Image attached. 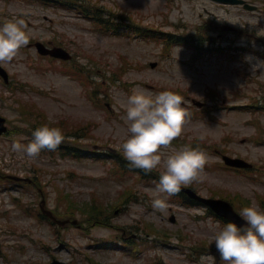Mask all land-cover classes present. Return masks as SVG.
I'll list each match as a JSON object with an SVG mask.
<instances>
[{"label": "rangeland", "instance_id": "rangeland-1", "mask_svg": "<svg viewBox=\"0 0 264 264\" xmlns=\"http://www.w3.org/2000/svg\"><path fill=\"white\" fill-rule=\"evenodd\" d=\"M86 1L106 5L117 14H125L126 19L129 16L132 21L138 19L142 25L152 28L153 33L162 30L167 35H184L204 22L218 29L224 24L233 25L238 29L239 44L233 54L237 59L227 63L223 61L226 56L216 54L212 63L208 62L210 57L194 60L188 48L175 46L167 50L166 38L159 33L160 39H146L129 31H123L120 36L105 35L78 11L44 5L39 0H0V23L6 18L23 17L30 30L28 44L19 49L12 62L3 63L19 90L14 92L0 78L1 114L18 125L17 102H28L40 107L52 121L66 119L80 135L83 147L102 145L106 149L94 155L83 151L85 157L62 156L58 151L28 158L12 150L13 140L25 141L18 139L14 132L11 137L0 139V169L36 178L43 185L48 205L53 210L57 203H82L93 196L104 205L114 203L111 211H104V215L111 218L109 225L89 226L90 229L83 225L68 226L56 235L51 225L25 214L18 206L22 203L36 208L41 200L38 191L33 188H22V191L16 186L2 189L7 180H0L4 203L0 208V264H48L53 257L69 264H91V258L101 264H156L159 260L166 264H198L201 255L191 253V246L200 247L205 241L209 245L206 247L215 248L211 236L213 230L223 224L203 209L184 207L172 202L171 197H167L165 211L154 210L151 200L165 195L157 193L155 188V173L163 171L162 166L142 177L140 173L130 175L125 170L120 171V166L115 165V160L129 165L119 147L128 136L123 119L127 97L137 88L155 93L180 81L193 97L209 99L212 106L217 105L214 107H227L218 108L211 117L210 113L200 119L186 115L181 139L188 137L189 142L199 140L207 144V148H201L207 157L199 181L202 195L211 196L216 190L224 191L225 195L239 193L253 200L252 205L260 207L256 194L264 195V181L225 170L217 149H225L264 169V145L256 140L264 134V112L253 111L251 107L230 109L235 104H251L264 93V62L252 68L258 61H264L257 53L264 52L262 43H258L264 39V0H248L258 5L260 11L255 12L220 6L209 0ZM216 19L217 24H212ZM35 41L69 46L76 53L78 66L87 64L97 87L84 86L61 74V63L43 59L35 48H30V43ZM152 62L158 63L155 69L150 67ZM117 71L121 72L120 80L114 76ZM95 87L97 93L93 99ZM100 99L105 107L97 106L96 100ZM106 103H110L111 109ZM179 146L182 143L177 145L175 140L171 146H161L162 155ZM57 187L63 190L61 197L57 195ZM126 188L132 191V196L124 202L128 204L122 205ZM77 209L73 207V213ZM173 215L175 223L170 220ZM146 222L166 229L170 243L148 240L147 235L140 232ZM124 228L129 232L123 231ZM106 239L116 240L118 245L98 244ZM124 242L136 243L141 250L132 248L129 253V246Z\"/></svg>", "mask_w": 264, "mask_h": 264}, {"label": "clouds", "instance_id": "clouds-1", "mask_svg": "<svg viewBox=\"0 0 264 264\" xmlns=\"http://www.w3.org/2000/svg\"><path fill=\"white\" fill-rule=\"evenodd\" d=\"M30 30L23 17L5 19L0 23V63L12 62L19 49L28 44ZM251 60V57H246ZM258 61L252 65L256 68ZM184 97L170 89L153 93L149 89H134L127 97L123 119L128 136L119 145L129 166L145 174L163 167L155 182L157 195L151 200L154 210L168 207L167 197L179 193L182 186L202 179L206 154L199 147L182 145L162 155L161 146H171L179 137L186 120ZM27 127V125H22ZM24 139H27L26 137ZM66 139L63 129L41 124L31 131L27 143L13 140L11 148L28 158L37 157L47 148L58 149ZM241 223L229 221L213 230L211 241L224 264H264V209L258 205L242 206L238 211ZM216 257L202 254L198 264H215Z\"/></svg>", "mask_w": 264, "mask_h": 264}, {"label": "water", "instance_id": "water-1", "mask_svg": "<svg viewBox=\"0 0 264 264\" xmlns=\"http://www.w3.org/2000/svg\"><path fill=\"white\" fill-rule=\"evenodd\" d=\"M234 2H237L236 0H234ZM221 205H223L222 203H220Z\"/></svg>", "mask_w": 264, "mask_h": 264}]
</instances>
